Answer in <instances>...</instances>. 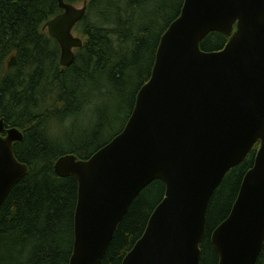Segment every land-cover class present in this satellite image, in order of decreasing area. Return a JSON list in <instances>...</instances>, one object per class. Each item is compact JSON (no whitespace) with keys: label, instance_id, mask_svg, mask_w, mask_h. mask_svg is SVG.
Listing matches in <instances>:
<instances>
[{"label":"water","instance_id":"obj_1","mask_svg":"<svg viewBox=\"0 0 264 264\" xmlns=\"http://www.w3.org/2000/svg\"><path fill=\"white\" fill-rule=\"evenodd\" d=\"M58 1L63 12L44 29L69 66L83 46L73 29L87 6ZM212 31L230 36L224 49H201ZM4 129L0 119V209L28 171L13 151L22 131ZM257 142L237 200L212 234L219 264H255L264 245V0H185L124 129L88 159L55 163L58 175L79 182L69 264H101L131 203L156 178L165 197L123 264H200L210 199Z\"/></svg>","mask_w":264,"mask_h":264},{"label":"trees","instance_id":"obj_2","mask_svg":"<svg viewBox=\"0 0 264 264\" xmlns=\"http://www.w3.org/2000/svg\"><path fill=\"white\" fill-rule=\"evenodd\" d=\"M86 4L74 28L83 39L69 66L45 23L63 9L58 0H0V119L22 131L16 158L28 165L0 209V264H69L75 243L79 182L55 163L73 154L88 159L126 126L137 95L151 78L163 34L185 0H64ZM230 37L208 33L201 49L225 48ZM16 64L9 67L12 56ZM257 142L213 193L201 241L200 264H219L212 234L230 214ZM154 179L120 221L101 264H123L164 199ZM255 264H264V245Z\"/></svg>","mask_w":264,"mask_h":264},{"label":"rangeland","instance_id":"obj_3","mask_svg":"<svg viewBox=\"0 0 264 264\" xmlns=\"http://www.w3.org/2000/svg\"><path fill=\"white\" fill-rule=\"evenodd\" d=\"M76 6H78V7H81V6H83V3H79V4H76ZM74 31V30H73ZM76 33V32H75ZM76 35H78L77 33H76ZM79 36V35H78Z\"/></svg>","mask_w":264,"mask_h":264}]
</instances>
